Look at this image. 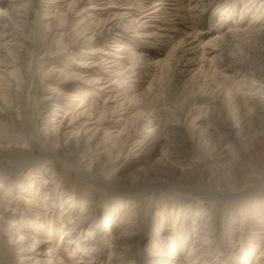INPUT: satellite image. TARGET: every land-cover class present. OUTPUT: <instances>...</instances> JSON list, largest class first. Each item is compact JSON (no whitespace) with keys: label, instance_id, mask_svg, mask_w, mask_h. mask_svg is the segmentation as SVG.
Wrapping results in <instances>:
<instances>
[{"label":"rangeland","instance_id":"1","mask_svg":"<svg viewBox=\"0 0 264 264\" xmlns=\"http://www.w3.org/2000/svg\"><path fill=\"white\" fill-rule=\"evenodd\" d=\"M27 2L30 3L28 17L23 26L17 28V36L22 42L21 52L15 67L10 69L19 73L12 90L21 91L20 83L27 84L35 68L40 74L27 88L29 98L24 102V115H19L21 111L0 110V171L20 167L32 157H41L39 153L31 156L23 150L25 141L18 133L28 136L30 124L39 132L42 143H50L41 123L54 110L48 100L52 96L49 88H54L52 93L64 94L57 110L61 116L64 112L74 111L76 105L102 112L105 102L111 97L113 99L109 100H117L119 105H123L118 108L120 114L109 117L101 127L95 154L90 158L103 153L107 155V161L112 157V169L127 167L122 177L125 181L123 188L134 190L131 196L118 194L70 168L53 164L54 167L48 171L51 174L34 180L41 190L39 200H34L36 205L43 207L47 195L52 193L53 187L50 190L48 184L43 188L41 185L45 178L55 174V181L62 190L75 195V214L83 211L89 219L69 231L68 238L63 236V230H59L49 238V242L37 246L39 252L55 250L57 254L51 264H70L72 260L83 258L84 252L86 258L83 261L87 260V264H108L113 258L116 259L114 264H188L190 248H200L195 257L205 259L198 264H203L206 259L208 264H264V260L259 259L264 254V202L263 211L251 208L247 211L240 204L219 202L211 195L209 199L203 193L195 195L189 192V188L197 185L196 188L205 194L217 190L222 195L234 196L251 191L264 178V128L259 122L261 110L251 103L256 92L260 93L261 99L264 97V89L260 87L264 79V37L260 33L264 30V0ZM27 2L16 4L11 0H0V11L5 7L12 9L14 5L21 8ZM91 7L99 10L88 11ZM3 20L4 17H0V21ZM49 23H54L51 30L46 25ZM114 25V31L108 33L107 28ZM95 35L92 46L100 54L92 58L74 42L79 36ZM67 45L73 46L64 52L63 46ZM85 65L101 66L90 70L83 68ZM52 72H61L62 75L51 77ZM48 73L50 80L45 81ZM63 75L96 78L110 87L100 91V85H85L81 79L63 83ZM71 95L78 101L68 105L64 99H75ZM117 105L111 102L108 108L114 110ZM166 119L174 120V125L179 121V126L170 128ZM213 123L248 137L246 142L240 141L232 147L228 164H221L216 159L215 146L220 140L227 144V140L216 135ZM152 125L158 126L162 134L164 132L163 139L159 146L154 148L153 145L138 159L128 156V149H124L117 158V150L113 154L110 151L112 144L102 140L107 131L114 135L123 133L122 139L132 132L151 143L146 134H150ZM1 146L12 148L4 150ZM118 150H121V144ZM71 156L74 155L70 154L68 158ZM67 162L73 160L67 159ZM34 175L30 170L18 171L15 175L0 173L1 196L8 198L7 192L11 188V197L22 194L23 188L30 190V178ZM200 175H205L204 182L199 181ZM158 181L173 185L161 187L162 183ZM154 189L159 192L156 194ZM257 197V200L264 201V190ZM128 198L131 204L127 205L125 201ZM65 201L66 197H63L56 203L57 209L47 220L34 215L36 207L33 205L30 220L43 223L47 231H50V226L61 229L63 224L57 222L56 214ZM123 201L125 205L119 209ZM165 207L169 212L163 218ZM132 208L136 209V219L128 224L137 230L136 233L118 245L117 242L113 244L111 231L118 229L123 215ZM156 212L159 214L154 216ZM201 221L202 224L209 223V231L194 233ZM25 224L31 226L25 221L17 226ZM20 228L14 234L15 241L9 233L0 230V264H27L22 262L16 246L17 237L26 234L25 228ZM17 229L14 227L12 233ZM181 229L187 234V243L185 249L177 253L172 241L178 238ZM78 240L86 245L84 252L75 249V246L81 248L75 243ZM33 244L34 240L30 239L26 243L27 250H32Z\"/></svg>","mask_w":264,"mask_h":264},{"label":"bare ground","instance_id":"2","mask_svg":"<svg viewBox=\"0 0 264 264\" xmlns=\"http://www.w3.org/2000/svg\"><path fill=\"white\" fill-rule=\"evenodd\" d=\"M23 1L27 2V0H11V3L12 2L13 3L23 2ZM29 2H27L21 8L20 7L17 8V6L13 4L14 5L12 7L13 10L8 9V7H5V8H2L0 11V17H2V16L4 17V20L0 21V110H7V111L15 110V112L21 111L22 113L20 112L19 115L25 114L24 102L27 98H29V94L27 92V88H29V86H30L29 84H31L33 81H35L36 75L39 76L38 75L39 71H37V68H35L34 70H32L33 72H31L29 82L27 84H25V82L20 83L21 87H22L21 91L20 90H16V91L12 90V87H13L12 84L14 85L16 83L17 79H19L18 78L19 73H17L16 70L10 71V69L15 67L14 63L16 62V59L18 58L19 53L21 52V48H22V44H21L22 42H21L20 38L17 36V28L22 27L23 26L22 24H24L25 19H27V17H28V11H29V6H30ZM3 4H5V3H3ZM76 6H78V5H76ZM154 9L156 10V8H154ZM92 10H99V9H96L94 7H91L88 9V11H92ZM155 10H153V11H155ZM160 10H162V9H160ZM122 15H123V13H122ZM122 15H121V17H122ZM125 15H126V13H125ZM125 15H124V17H125ZM64 21L67 22V19H65ZM46 25H47L48 30H51L54 23H49ZM64 25H66V24H64ZM64 25H63V27H64ZM108 26H110V25H108ZM105 28H106V26H105ZM108 28H107L108 33L109 32L111 33L112 30L114 31V28H116V26L114 25V26L108 27ZM249 32H252V31H248V33ZM105 33L107 34V32H105ZM260 33L264 37V30H262ZM101 35H103V34H101ZM107 35H109V34H107ZM94 37H96V35L93 37H86V36L80 37L79 36L78 41L76 40L77 42H74V43L78 44L79 46H82V52L90 55L92 58L100 54L99 50L97 51V49L93 48V46H92L93 42L95 40ZM72 46L73 45L63 46V51L66 52ZM79 46H77V47H79ZM117 47L120 48L119 45H117ZM100 66L101 65H91V66L85 65V66H83V68L93 70V69L100 67ZM108 67H110V65ZM101 68H103V67H101ZM240 72H241V70H240ZM56 73L52 72L51 77L53 75H56L58 77H60L62 75L61 72H59L58 74H56ZM115 74H113V75H115ZM49 75H50L49 73L45 75L46 76V77H44L45 81L50 80V78L48 77ZM236 76H238L237 73H236ZM63 78H65L63 83L71 82V81H74L76 79H81L82 80L81 83H83L85 85H92V86L100 85V91H103V89L105 91L106 89H108L110 87L109 85L105 86L104 83H102L103 81L100 82L99 79H96V78L92 79V77L88 78L87 76H84L82 78L79 76H72L71 77V76L63 75ZM111 80L113 81V79H111ZM120 81L122 83V79ZM123 81H125V80H123ZM109 83H111V82H109ZM260 87L264 89V79H263V81H261ZM53 90H54V88H49L48 92L52 96H50L48 98V100L51 101L52 107H54V110L50 111V115L48 116V119H46V121L44 120V122L41 123V128L43 129V131L46 134V137L48 139V143H49V141H50V143L48 145L46 143L45 144L42 143L39 139L40 138L39 132L37 130L33 129V127L30 124H28V126H29V135L28 136L26 134H21V133L17 132L19 134L20 138H22L25 141V145H24L23 150L28 151V153L31 154V156L35 155V153H39L41 157H32L31 159L23 162L22 164L19 163V164H21L20 167L14 166V167L6 169L4 171L3 170L0 171V173H6L8 175H15L16 173H18V171L23 172L24 170H30V172H33L35 174L33 177L30 178V179H32L31 184H30V190L22 187L23 188L22 194H18L17 196L11 197L10 195H12V192H13V190L11 188L7 192L9 194L8 198H6L5 196H1L2 194L0 193V230L4 231L6 233H9L10 234L9 236L13 240L14 234L18 233V231L21 230L20 226L25 228L26 234L23 235L22 237H20V236L17 237L16 246H17V249L20 250L22 262L27 263V264H29V263H31V264L32 263H35V264H41L42 263L43 264L46 262L50 263V264L53 263L54 258H55V254H57V252L55 250L49 249L46 252L41 253V252H39V248H37V246L40 245L41 243L49 242V240H50L49 238H51V236L54 235L59 230H63V234H64L63 236L68 238L69 237L68 235L70 234L69 231H72L73 229H75V227H77V225L79 223L85 222L89 219L85 216L86 215L85 213H82L83 211L79 215L75 214L76 212L73 209H75L74 207H77L76 197L74 194H71V195L66 194V192H64V190H62L60 185L57 184V182L55 181V179H57L55 174H52V175H50V177L45 178L43 184L41 185V187L43 188L48 184V189H50V190H51L50 187H53L52 191H50L52 193L47 195V198L45 200V203L43 204L44 205L43 207L36 205V202L34 200L35 199L39 200V198L41 197V193H40L41 190L39 187L37 188V186L35 184L36 182H34V180L44 178L45 174H47V175L51 174V173H48V171L49 170L51 171L52 167H54L53 164L58 163V164H61L67 168H70L71 170L75 171L78 175L83 176L84 178L90 179L91 181L95 182L96 184H99L102 187H104L110 191H114L118 194H129L130 196L132 194H134L133 193L134 190L126 191L123 188L124 187L123 185H125V181H123L122 177H123V174L127 171V167L120 166V167H117L116 169H112L113 168L111 165L112 157L107 161L106 160L107 155L104 156L103 153L96 156V158L91 159L92 154L95 152V148H97L96 142L99 139L98 136L101 135V132H102L101 127L108 122V120L110 119L109 117H115L118 114H120V110L118 108H121L123 105L122 104L119 105L120 103H118L117 100H113V101L109 100V99H113V97H111V98L107 99V101L105 102L106 107H105V110L102 112H98V111L94 112L91 109L87 110L86 108H84L82 106L78 107V105H76L75 106L76 109L74 108V111H72L71 113L64 112V114L61 116L59 114V112L57 113V110L59 111V107H60L59 104H61V102L63 101V98H61V96H64V94L62 92H53L52 93ZM259 91H261V90H259ZM252 94H253V92H252ZM252 94H249V95H252ZM252 96L254 97L253 99L251 98L252 105L255 108L261 110L259 122L262 123L261 128H264V97H263V99H261L262 97L261 98L259 97L260 96L259 92H256ZM70 97L75 98L76 96L71 95ZM64 100L68 101V103H69L68 105L73 104L74 102L78 101L77 98H75V99L69 98V99H64ZM71 100H73V101H71ZM251 100H249V101H251ZM111 102L117 103L119 106L117 105L118 107L116 109L110 110L108 108V106ZM174 122H175L174 120L166 119V123L168 125H171V126H169L170 128L173 126H179V121H177V124H175V125H174ZM212 126H213L212 127L213 130L216 131L215 133H217L216 135H218V137H220V138L224 137L225 140H227V144H225V141L220 140L218 142V144L215 146L216 152H217L216 153V159L221 164H225L227 162H230V159H231L230 155L233 152L232 147L234 145H237L240 141L246 142L248 137L243 133L236 134V132L234 133V131L231 128L225 127L222 124H214L213 123ZM189 130H190V128H189ZM107 132L104 133V137L102 140L106 143L112 144L110 151L113 154V153H115V150H117V153H118L117 158H119L121 156L124 149L129 150L128 156H132L133 158H137V159L141 158L142 156L145 155V153H144L145 150H148L153 145H154L153 146L154 148L159 146V143L163 139L162 135H164V132L162 134V131L160 130V128L158 126L155 127L154 125H152L151 132L149 131L150 134L149 135L146 134V136L150 137L151 143H150V141L146 142L144 140V138L140 139L139 137H137L132 132L125 139H122L123 133H119L118 135H114V134H110V133L108 134ZM147 138H145V139H147ZM120 144H121V150H118V145H120ZM1 147L4 150H8V149L12 148L10 146H1ZM170 148H172V147H170ZM70 154H72L74 156H71L70 158H68V156ZM169 157H172V156L169 155ZM71 158H74V159H71ZM161 158L168 160V158H166V157H164V158L161 157ZM67 159L69 161L73 160V162H67ZM162 159H160V161H163ZM117 160L118 159H116V161ZM232 160H234V158ZM88 161H89V164L85 165L86 163H88ZM113 162H114V159H113ZM234 162H235V160H234ZM192 167H194V166H192ZM194 170H195V168H194ZM182 173H183V171H182ZM138 175H139V173H138ZM138 175L136 176L137 179L139 178ZM205 175H202V176L200 175L201 179L199 181L204 182L205 177H203V176H205ZM206 177H208V176H206ZM0 182H1V179H0ZM158 182H157V184H158ZM161 183H162L161 187H165V188L169 187L170 185H173L172 183H170V184H166L164 182H161ZM196 187H197V185L195 186V188H189L190 189L189 192L192 194H195V195L196 194L201 195V193H203L204 196L206 195L205 197H207V195H208V198H209V195H211V197H213L216 201H219V202H224V203H228V204H240L239 206L242 208L244 207L245 210L251 208L252 210L255 209L256 211H258L261 208H263L262 203L264 201H259L256 198H258L257 196L261 195L262 191L264 190V178L251 191L243 192V193L241 192L240 194L234 195V196L222 195L217 190H216L217 192L216 191L214 192V190H212V192H210V193L207 191L205 194L203 192V190H201L200 188H196ZM157 189H154L156 194L159 192V190H157ZM63 197H66V201H65L64 205L61 207V209L59 210L60 212L56 214V219L58 220L57 222L61 221L63 224L61 229H59L58 226H50L51 227L50 231L49 230L47 231L46 230L47 226L42 225L43 223L36 222V221L34 223L33 220H30L29 217L33 215L31 208H33L34 206L36 207L34 209V215L36 214L37 216L43 217L47 220L49 215L51 214V212L54 211L55 209H57L56 203H59V201L62 200ZM202 201H204V199ZM125 202L127 205L131 204V201L129 200V198ZM125 202L123 201V203H121L119 209L121 207H124ZM133 207H134V204H133ZM156 211H159V210L157 209ZM162 211L164 212L163 218H165V215L167 217L166 212H169L168 208L165 207ZM249 211H251V210L249 209ZM247 213H249V212H246V214ZM135 214H136L135 208L128 210L123 215L122 221L118 225L119 226L118 229L111 231L110 239L113 242V244H116V242H117V245H118L119 243L123 242L127 236L136 233L137 230L134 229V227H133V229L130 228L129 224H128L130 220L135 218ZM158 214L159 213L156 212L154 214V216H157ZM67 216H68V218H66ZM258 219H259V217H258ZM24 221H25V223H27V222L30 223L31 226L28 227L27 224L17 226V224L19 222L23 223ZM200 224H201V227L199 226ZM203 225H205V227ZM14 227H16L18 229H17V231L12 233ZM209 228H210L209 223L202 224V221H201L197 224V227L195 228L194 233L200 232V234H204L205 230H208ZM45 230H46V232H45ZM181 231L178 233V238L175 241H172V245H173L172 247H173L174 251H176L177 253L180 252L182 249H185V246L187 243V234L182 229H181ZM44 232H45V235H42ZM30 239L34 240V244L32 245L33 249L29 251V250H27L26 243H28L30 241ZM177 240H178V242H177ZM14 241H15V239H14ZM75 243H76V245L81 246V248H79V247L77 248V246H75V249H82V251L84 250L83 248H85L86 245H84L83 243H79V240H78V242H75ZM190 250L191 251L188 255V258L190 260L187 261L188 264H198L199 261H204L205 258L199 259V258L195 257V254L197 252H200V250H201L200 248H198V249L197 248L196 249L190 248ZM252 251H254V248L252 249ZM83 254H84L83 258H80L79 260H75V261L72 260L70 264H87V262H86L87 260L83 261V259L86 258V253L84 252ZM115 256H118V254H116ZM71 257H72V255L70 256V258ZM259 259L264 260V254H262L259 257ZM115 262H116V259L113 258L109 261L108 264H114ZM208 262L209 261L206 259V261L203 264H208Z\"/></svg>","mask_w":264,"mask_h":264}]
</instances>
